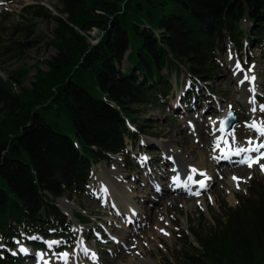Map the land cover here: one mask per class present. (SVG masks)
<instances>
[{
    "label": "trees",
    "instance_id": "trees-1",
    "mask_svg": "<svg viewBox=\"0 0 264 264\" xmlns=\"http://www.w3.org/2000/svg\"><path fill=\"white\" fill-rule=\"evenodd\" d=\"M57 2V16L40 5L30 8L35 17L56 24L49 41L56 56L47 62L49 70L37 69L32 87L18 94L10 81L18 79L0 81V264H21L8 250L14 238L69 235V223L55 201L84 196L93 165L129 157L127 122L134 124L138 108L167 95L164 68H187L203 81L219 75L215 50L220 45L223 52L225 39L241 48L244 18L257 25L256 40L264 43V0ZM92 28L99 32L94 46L86 37ZM8 46L6 54L15 49ZM125 56L130 68L121 70ZM22 94L31 99L20 103ZM38 98L45 108L54 103L66 111L74 138L31 114L28 106ZM136 133L141 134L139 128ZM257 196L261 204L264 190ZM241 202L250 205L251 199ZM232 221L204 239L197 237L203 252L189 256L190 264H205L208 258L213 264L264 263V217L253 224L256 243ZM259 254L263 263L256 260Z\"/></svg>",
    "mask_w": 264,
    "mask_h": 264
},
{
    "label": "rangeland",
    "instance_id": "rangeland-1",
    "mask_svg": "<svg viewBox=\"0 0 264 264\" xmlns=\"http://www.w3.org/2000/svg\"><path fill=\"white\" fill-rule=\"evenodd\" d=\"M36 5L50 10L54 16H57L55 10L60 8L57 0H0V81L7 82L11 79V76L18 79V81L10 80L12 92L15 94L24 91V89H30L35 81L36 70L47 72L49 70L47 62L56 56V50L49 44L56 24L48 18L35 17L30 8ZM239 26L243 33L240 38L241 48H236V46L230 44V41L225 39L223 52L219 50L220 45L215 50V65L218 67L217 73L219 75L213 76L208 81L201 79L198 81L199 78L194 75L191 76L190 72L186 70L187 68H164L162 70L161 75L164 79L167 95L160 96L161 99L155 103L138 108L136 114H132L135 123L131 124L129 122L128 124L132 126L126 125L130 135V137L126 136L125 138L127 149L130 145L135 147L131 152L132 158L114 156L108 162L102 161L91 167L92 175H99L101 178L104 176L109 180L113 176H120L119 180L122 181L119 184L127 189L126 194L133 193L129 190V181L131 185H134V189L138 191L137 194H141L142 189L147 190L143 188L146 182L151 178L153 181L154 179H156V182L159 181L158 173L161 169H165L163 163H159L158 166L153 168L147 164L142 169L140 168L141 163L145 162V159H141V157H148L149 160L160 159L163 154L175 152L187 160H195L194 162L200 160V155L205 158L209 151L208 146H211L213 141L211 123L217 120L220 121L228 111H232L239 120L235 126L236 134L233 135L235 142L239 143L240 146H246V142L249 140L254 143L257 142L255 133L252 129L247 128L253 119L258 122L264 121V113H260L258 110L253 114L247 110L242 103L243 99L240 98V93H237V89L244 86L245 89L254 86L257 90L255 97L257 107L264 105V43L259 44L256 40V24L244 18ZM86 37L87 42L94 46L99 41V32L97 29L92 28ZM8 45H14L15 49L12 48V52L6 54L4 50L5 47H9ZM230 53L233 59H229ZM237 60L240 61L245 72L249 67L254 66L253 71L248 73V75L256 77L254 85L245 82L242 86L236 82V78L242 79L243 77V73L234 75L232 72L235 65L234 61ZM120 67L121 70L130 68L126 56ZM246 91L244 97L249 99L250 93ZM186 92L187 95H185ZM184 95L186 96L185 99ZM25 96L24 94L19 95L18 100L20 103H27L31 99L25 100ZM213 100L217 103L220 102V104L214 106L212 104ZM45 106L46 103L38 98L35 99L33 105L28 106V110H31V114L39 115L56 131L74 138L73 126L66 111L54 103L48 108H45ZM208 106H210V109L207 108ZM19 108L20 106L17 107V110L21 112ZM203 111L204 114H202ZM189 123L193 126L192 128L189 127ZM133 126L139 128L141 134L138 135ZM174 129H182V136H178L173 131ZM184 129L187 130L188 134ZM202 131L204 133H201ZM131 135L134 136L131 137ZM138 149L142 150L140 154L137 152ZM238 159L240 157L236 158L233 164H227L228 167L222 171L220 170V172L215 168L214 163L208 159V162H205L206 168H209L206 169V172L210 170L208 173L212 177L215 176L213 178V182H215L208 184L207 190L203 191L200 197L181 194L187 197L185 204L179 201L177 197L174 201L173 198L170 200L164 194L162 204L157 205L155 212L151 215L153 210L149 211L150 205L140 206L133 200V204L139 207L140 211L148 213V216L150 215V218L146 217V220L139 217L140 221L133 228L128 227L127 220L125 221L124 217L119 216V211L116 208H110L111 202L110 205H104L100 193L97 191L99 179L97 180L91 175L87 183L91 189L89 194L80 198L74 197L71 201L65 197L55 201L58 210L65 215L68 223L71 224V235L67 241L68 244L60 241L59 245L49 249L46 242L54 240L48 239L42 242L38 238L39 234L35 233L34 236L29 237V240L45 246L40 252L39 250L32 252L36 261L35 258L23 257L22 264H35L39 263V260L51 264V260L55 258L62 261L60 259L62 253L69 254L68 260L70 262L67 264H95L99 261L102 264H143L144 262H148V264H190L189 256L191 257L193 254L198 256L203 252V245H201L203 241H199L197 237L200 236L201 239H204L212 233H217L221 231V227H225L231 220L238 229L245 230L244 235L250 241L256 243L253 224L259 223V218L264 217V200L259 204L257 196L264 190V174H262L258 165H254L253 168L249 169L246 165L239 164ZM261 163H264V160ZM219 173L224 175L220 177ZM125 176H130L129 179H131L127 180L124 178ZM234 176L242 180L239 182V187L237 185L234 187L230 183L231 177ZM222 178L224 180L219 182ZM157 184L161 185L159 182ZM252 186L255 187L252 188ZM147 193L150 194L152 201H158L159 196L156 195L154 190L151 189ZM114 194L112 193V196L116 199L117 195ZM248 197L251 199L250 205L241 202V199ZM119 208L121 210V207ZM74 213L84 217V224L72 216V214L75 215ZM142 215L144 216V214ZM161 217H163V220H161ZM105 220L120 231L129 228L132 232L131 242L135 241V247L133 245L129 246L128 243L130 242L126 245L119 242L113 243L111 240L114 236L111 233L113 231L108 230ZM160 229H164L168 235L162 234ZM100 232L101 243L97 242L100 239ZM83 236L86 241H84ZM79 241H83V244ZM234 241L239 242L237 238ZM16 244L17 246L12 250V253H18L20 248L29 250L30 246L26 242L18 241ZM234 245L237 244L234 242ZM63 248L67 250H63ZM84 249L88 250L87 256L84 254ZM193 249L198 252L195 253ZM120 251L122 255L119 258L117 256ZM111 252L114 255L110 256ZM81 253L83 257H80ZM37 254L42 259L38 258ZM91 254H95L94 259ZM257 259L261 261V254L257 255ZM87 260L91 262L87 263ZM203 262L213 264L209 258ZM261 262L263 263V260ZM60 264H65V262Z\"/></svg>",
    "mask_w": 264,
    "mask_h": 264
},
{
    "label": "bare ground",
    "instance_id": "bare-ground-1",
    "mask_svg": "<svg viewBox=\"0 0 264 264\" xmlns=\"http://www.w3.org/2000/svg\"><path fill=\"white\" fill-rule=\"evenodd\" d=\"M232 65V64H231ZM233 72V71H232ZM239 75V74H238ZM240 76V75H239ZM239 78V77H238ZM238 78H236V82L238 81ZM243 86V85H242ZM258 86V85H256ZM248 88V87H247ZM246 88V89H247ZM245 89V86L244 87H241V88H238L237 89V93H240L241 95V99L242 100V103L243 105H245L246 109L249 110V108L251 107L248 103V100L249 99H246L244 97V93L246 91ZM247 92V91H246ZM250 96H251V93H250ZM248 97V95H247ZM208 109H210V106L207 107ZM222 117V116H221ZM218 123L219 121H215V123H211V130H212V138H213V141L211 142V146H208L209 148V151L206 155V157L204 158V156L202 157L200 155V160H198L197 162H194L195 160L191 159V160H187L185 158H183V156L181 155H177V153L175 152H171V153H167L166 155L163 154V156L159 159V158H155V159H151V160H147L144 165L148 164L150 165L152 168L153 167H156L158 166L159 163H163L164 167H167V166H171L170 164V161L174 164H175V172H173L172 170L169 169L166 170V168L164 170H160V172L158 173L159 175V181L161 183V187H158L156 185V179H154V181L152 180V178L146 182V185L143 187V188H146L147 190H144L142 189L140 192L141 194H143L144 196H142L141 194H137L138 191H136L134 189V185H131V182L129 181L130 185H129V190L133 191V193H130L129 195L126 194L127 192V189L125 187H123L122 185L119 184L120 181L122 180H119V177H112L110 180L105 178L104 176H99V175H92L94 176L95 178H97L98 180V192L100 193V197H101V201L104 202V205H110L109 203L111 202L112 205H110L114 208H116L118 211H119V216L121 217H124L125 221L127 220L128 222V227L129 228H133L135 226L136 223H138L140 221V218L142 220H146V217H149L150 218V215L148 216V213H143V211H140L139 207H136L135 204H133V200L137 202L138 205H150V210H153V212L151 211V215L152 213L155 212L156 210V206H160L162 203L161 201L164 200L163 197H164V194H166V197L168 199H172L175 201V198L177 197V199H179V201H182L184 204L187 202L186 200V196L185 195H190L188 191L185 190V184L188 180V175H192V179L194 181L196 180H199V179H202V177L198 174L199 172H204L206 173L208 176H210L212 179L210 181H208V184L210 185L212 182H213V178L215 177H212V175H210V170L208 172H206V169H209V168H206V163L205 162H208V159H210V161H212V163H214V166L216 169H218V171L220 172V170H224L225 168H227L228 166H226L228 163H218L217 164V161L214 160L212 157L213 156H221V153H224V154H227V155H231V151L235 150V148H247V147H250V145L247 143L245 147H241L239 145V143H235V145H233V135L236 134V130L233 129V131L230 133V134H222L220 133L217 129H218ZM249 128V127H248ZM182 130V129H181ZM181 130L179 129H174L173 131H175L177 133L178 136H182L181 135ZM184 131L187 133V130L184 129ZM171 132V131H170ZM253 132L255 133V131L253 130ZM175 133V134H176ZM201 133H204V131H202ZM246 133V132H245ZM188 134V133H187ZM238 134V133H237ZM202 135V134H201ZM222 135V136H220ZM244 135V134H243ZM253 135V134H252ZM255 136H256V133H255ZM241 137V136H240ZM250 137V136H249ZM179 138V137H178ZM172 139V138H171ZM205 139V138H204ZM264 139V138H262ZM237 140H238V137H237ZM216 141H220V145H219V148H216L215 151H213L214 147H215V142ZM225 141H227V143H225ZM174 142V141H173ZM183 142V141H182ZM196 142V141H195ZM202 142V141H201ZM207 142V141H206ZM185 144V143H184ZM206 144V143H205ZM174 145V144H173ZM192 145V144H191ZM203 145V144H202ZM193 146V145H192ZM196 146V145H195ZM194 146V147H195ZM185 147V146H184ZM190 147V145H189ZM193 148V147H191ZM207 148V147H206ZM198 149V148H197ZM168 150V149H167ZM186 152V151H185ZM184 154V153H183ZM191 154V153H190ZM193 155V154H192ZM250 155H252L250 153ZM186 156V155H185ZM194 156V155H193ZM192 156V157H193ZM196 156V154H195ZM190 157V156H189ZM191 157V158H192ZM236 158L238 157H235V156H232L231 157V160L233 162L236 161ZM170 159H173V160H170ZM199 159V158H198ZM221 161H224V159L221 157L220 158ZM158 162V163H157ZM213 165V164H212ZM230 165V164H229ZM143 168V166H142ZM191 168H195L197 169V174H192L190 172V169ZM253 168V167H252ZM211 169V167H210ZM236 170V169H234ZM152 171V169H151ZM212 171V170H211ZM233 172V171H232ZM236 172V171H235ZM238 172V171H237ZM176 173V174H175ZM212 173V172H211ZM216 173V172H215ZM229 173V172H228ZM95 174V173H94ZM213 174V173H212ZM214 175V174H213ZM218 175H220V177L222 175H224L223 173H219ZM197 176V177H195ZM230 176V175H229ZM130 177V176H129ZM129 177H124L126 178L127 180H130ZM226 177V176H225ZM105 178V179H103ZM118 178V179H116ZM224 178V177H223ZM220 179V181L224 180V179ZM170 179V180H169ZM174 180H178V183H173ZM242 181V180H241ZM215 182V181H214ZM213 182V183H214ZM134 183V182H132ZM230 183L232 184V186L235 187V185H237V182L234 181L231 177L230 179ZM230 184V185H231ZM187 187L188 188H191L192 191H195L197 190V187H191V184L188 183L187 184ZM159 188V189H157ZM101 189H106V191H102ZM154 190V192L156 193L157 196H159V199L158 201H152V199H150V194L147 193L149 190ZM117 192V193H116ZM112 193H115L117 195V198L114 199L113 196H112ZM185 194L184 196L181 195V194ZM114 194V195H115ZM179 196H178V195ZM149 196V197H148ZM183 196V197H182ZM203 196V195H202ZM204 198V196H203ZM178 201V200H177ZM176 201V202H177ZM205 201V200H204ZM203 201V202H204ZM164 203V202H163ZM160 204V205H159ZM133 205V206H132ZM172 205V204H171ZM194 205V204H193ZM121 207V211L120 208ZM166 207V206H165ZM142 208V207H141ZM161 209V208H160ZM170 209V208H169ZM117 211V212H118ZM144 214V216L142 215ZM108 220V219H107ZM106 221V225L107 227L109 228L108 230L109 231H113L111 233H113V239L112 242L115 243V242H119V243H124L126 245V243H128L129 246L133 245V242H131L132 240V232L129 228H125L123 231H120L118 230L117 228H115L109 221ZM113 222V221H112ZM143 222V221H142ZM114 232H117V233H114ZM112 235V234H111ZM137 242V240H136ZM138 245V244H137ZM114 255V253L111 252V255L112 256ZM122 255L121 251L118 252V256L120 258V256ZM80 257H83L82 253L80 255ZM133 261V260H132ZM70 261L68 260L67 263H69ZM91 261H88L87 260V263H90ZM60 263H64V261H60L58 260V258H55L53 260H51V264H60ZM102 264L101 261L99 262H95V264ZM130 263V262H129ZM40 264H44V261H41ZM50 264V263H49ZM91 264V263H90ZM143 264H148V262H144Z\"/></svg>",
    "mask_w": 264,
    "mask_h": 264
},
{
    "label": "snow or ice",
    "instance_id": "snow-or-ice-1",
    "mask_svg": "<svg viewBox=\"0 0 264 264\" xmlns=\"http://www.w3.org/2000/svg\"><path fill=\"white\" fill-rule=\"evenodd\" d=\"M229 59H233L231 53L229 54ZM253 67H249L247 69V71L245 72L244 69L241 66L240 61H236L234 68H233V74H237V73H243V77L238 78V84L239 85H244L245 82H247L249 85H254V82L256 80L255 76H250L248 75V73H251L253 71ZM247 91L249 93H251V96L248 100L249 105L251 106L249 108V111L252 112L253 114H255L258 110L260 113H264V105H259L257 107V101L255 99L256 95H257V90L256 88L253 87H248ZM231 119H234L233 113L231 111L228 112L227 117L225 119H222L219 121V129L218 131H220L221 133L225 132L226 127L228 126V124L230 123ZM213 123H215V121H213ZM189 127L192 128L193 126L191 125V123H189ZM249 129H252L255 131L256 133V141L257 142H253L252 140L248 141V144L250 145V147L247 148H235V150L231 151V155H227L224 153H221V156H213L212 158L214 160H218L221 157L223 159H231L232 156L235 157H240V159H238V163L241 165H246L249 169H251L254 165H258L260 167V170L262 172V174H264V163H261L262 160H264V121H257L255 119H253L249 124H248ZM225 143H227V141H225ZM233 145H235V140H233ZM220 145V141H216L215 142V147L213 149V151H215L216 148H219ZM250 153L252 155H250ZM141 159H147L146 157H141ZM175 171V169H174ZM190 172L192 174H197V169L195 168H191ZM202 179L196 181V186H197V190L196 191H192L191 188L187 187L188 183H192V175H188V180L185 184V190L189 192L190 195L199 197L201 195V193L205 190H207L208 188V181H210L212 178L210 176H208L206 173L204 172H199L198 173ZM249 179L251 178L250 176L248 177ZM232 179L234 181L237 182V187H239V182L241 180V178L238 177H232ZM173 183H178V180H174ZM102 191H106V189H101ZM211 199V198H209ZM161 220H163V217H161ZM161 233L164 235H168L167 232L164 231V229H160ZM33 239H35L33 237ZM47 246L49 249H51L53 246H57L60 244V241H48L46 242ZM81 244H83V241H81ZM133 247H135V241L133 242ZM20 252L27 254V249L25 248H20L19 249ZM84 254L87 256L88 255V250L84 249ZM16 254V253H13ZM38 255V258L42 259V257ZM95 258V254H93V259ZM60 259H62L65 264H67V261L69 259V254L68 253H62L60 254ZM44 264H48L47 261L44 262Z\"/></svg>",
    "mask_w": 264,
    "mask_h": 264
},
{
    "label": "water",
    "instance_id": "water-1",
    "mask_svg": "<svg viewBox=\"0 0 264 264\" xmlns=\"http://www.w3.org/2000/svg\"><path fill=\"white\" fill-rule=\"evenodd\" d=\"M233 116H234V119H231V121H230V123L228 124V126L226 127L224 133H228V132L232 131L233 128L237 125L238 120H237V118L235 117L234 114H233ZM226 117H227V116H226ZM226 117H224L223 119H225Z\"/></svg>",
    "mask_w": 264,
    "mask_h": 264
}]
</instances>
